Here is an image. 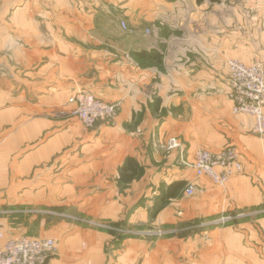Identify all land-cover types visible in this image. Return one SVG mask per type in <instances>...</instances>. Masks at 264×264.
Segmentation results:
<instances>
[{"label": "crops", "instance_id": "0c3cea01", "mask_svg": "<svg viewBox=\"0 0 264 264\" xmlns=\"http://www.w3.org/2000/svg\"><path fill=\"white\" fill-rule=\"evenodd\" d=\"M229 59L264 63V0H0V248L25 234L58 241L53 264H264V137L232 112ZM81 90L121 101L117 123L71 116ZM229 145L243 170L223 187L181 159ZM129 157L143 171L122 182ZM51 175L123 190L88 202L135 228L112 256L113 234L68 244L36 212Z\"/></svg>", "mask_w": 264, "mask_h": 264}, {"label": "built area", "instance_id": "2783aa9c", "mask_svg": "<svg viewBox=\"0 0 264 264\" xmlns=\"http://www.w3.org/2000/svg\"><path fill=\"white\" fill-rule=\"evenodd\" d=\"M121 26L124 30H129L126 21L122 20ZM147 33H150L149 29ZM227 65L232 112L252 116L253 132L264 137V63L255 61L248 64L238 59H229ZM72 101L75 106L69 114L79 118L87 128H94L100 122L115 125L122 109L121 101H105L85 90L76 92ZM167 147L180 148L181 143L176 137H172L168 140ZM181 157L184 164L195 170L196 176H207L220 187L243 170L240 152L233 145L218 151L198 148L191 162H187L183 155ZM196 191V185L190 181L186 183L183 194L192 196ZM36 212L60 215L59 211L51 209H38ZM0 237H4L1 230ZM58 253V241L53 237L36 238L25 234L10 236L0 248V264H53L52 260Z\"/></svg>", "mask_w": 264, "mask_h": 264}, {"label": "rangeland", "instance_id": "374dc122", "mask_svg": "<svg viewBox=\"0 0 264 264\" xmlns=\"http://www.w3.org/2000/svg\"><path fill=\"white\" fill-rule=\"evenodd\" d=\"M70 181V177L66 178V176H48L46 209L59 211L60 215L46 214L47 226L59 231L62 240L67 241L68 244L72 236L87 230L109 232L114 235V243L109 242L105 252L108 256H112L114 253L112 248L118 245L123 234L132 232L135 228L122 222L111 221L101 215L96 216L92 207L88 206V202H108L111 197L117 198L122 195L123 190L118 192L87 190V185H71Z\"/></svg>", "mask_w": 264, "mask_h": 264}, {"label": "trees", "instance_id": "16d2710c", "mask_svg": "<svg viewBox=\"0 0 264 264\" xmlns=\"http://www.w3.org/2000/svg\"><path fill=\"white\" fill-rule=\"evenodd\" d=\"M151 52H147L148 55H150ZM143 54H146L144 52ZM143 171V167L139 165V163L132 157H129L126 159L125 164L120 170V181L122 182H130L135 177H138ZM173 188V187H172ZM171 194H173V191L171 189H168V191L164 194L163 199L169 197ZM166 196V197H165ZM164 199V200H165Z\"/></svg>", "mask_w": 264, "mask_h": 264}]
</instances>
